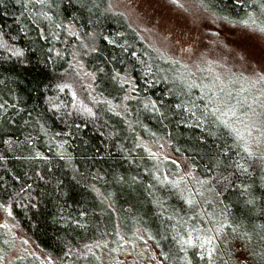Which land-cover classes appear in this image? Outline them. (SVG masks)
Listing matches in <instances>:
<instances>
[{
    "label": "trees",
    "instance_id": "1",
    "mask_svg": "<svg viewBox=\"0 0 264 264\" xmlns=\"http://www.w3.org/2000/svg\"><path fill=\"white\" fill-rule=\"evenodd\" d=\"M196 1L210 16L229 25L243 27L239 21L246 19L249 13L256 14L258 24L264 20L259 9V4L264 0H243V3L237 0ZM26 2L0 0V33L4 34V40L9 45L23 49L26 54L22 63L14 57L8 58V53L0 49V105H4L0 108V204L11 206L13 215L7 216L2 208L0 211L44 255L47 264L49 260L51 264H120L119 253L124 251L127 242L138 231L149 238L163 264H184L182 259L177 258L184 254L178 252L179 246L171 238L174 233L170 227L162 225V218L156 215L157 209L150 202L152 197L143 191L144 185L155 183L150 176L144 175L145 169L155 171L158 166V175L166 174L173 179L178 178V167L168 159L150 158L147 151L135 148V144L164 141L173 156L185 159L200 175L207 163V154L215 150L212 140L200 145L197 142L200 130L186 128L179 122V116L171 121L165 120V128L151 114L142 110V104L135 101L129 102V108L133 109L127 117L131 129L121 118L110 113H105L99 122L92 121L86 114L67 116L65 113L73 111L71 91H60L59 87L68 83L72 90L77 91L78 98L84 99L86 94L82 86L86 84L83 75H76L78 67H70L76 65L77 60L83 64L86 72L94 71L97 66L106 69L114 66L132 71V64L135 63L136 70L132 71V75L140 85L141 97L164 96L167 88L171 87L161 81L147 88L142 77L144 65L136 63L122 49L108 45L100 38L101 32L110 38L123 33V37H118V43L124 44L126 41L129 52L136 51L142 60L152 65L153 71L162 69L160 75L170 78L178 75L177 66L156 55L126 19L109 7L108 0H94L98 7L90 3L91 11L82 8L80 0H55L52 9H46L52 21L39 19L37 23L30 19L35 17V10L31 5L25 8ZM56 24L62 27L57 29ZM37 25L45 30L46 35L55 31L60 39L51 36L48 41L39 39ZM63 26L76 30L85 42H88L85 33H97L96 44L102 55L78 56L74 60L72 53L79 49L80 41L69 37ZM4 40H0V44ZM48 48H52L51 54ZM57 51L60 56L55 54ZM104 57L117 59L108 65ZM120 60L124 63H119ZM102 86L109 90L115 88L108 81H104ZM197 94L194 90V95ZM164 98L175 99L170 96ZM114 102L119 103V100ZM85 103L91 106L87 100ZM137 108L141 109L139 114L135 111ZM73 121L80 124L79 130L72 129L77 132L75 138L64 135ZM104 121H107V126L103 125ZM113 127L119 132L117 144L125 147L123 153L105 139ZM153 132L156 133L155 137L151 135ZM57 133L60 135L57 136ZM137 136L140 141L136 140ZM65 139L68 144H64ZM5 140L10 143H4ZM128 149H134L131 156ZM108 151L112 152L111 156L107 155ZM37 152L44 159L36 158ZM97 173L104 179H92ZM119 175H138L142 185H121L116 182ZM254 179L259 185V179ZM93 186L105 196H111L101 203ZM260 191L257 187V195ZM206 195L213 198L212 193ZM226 196L230 219L241 225L238 235L230 234L227 238L241 242L247 239L256 243L257 252L254 253L252 248L253 255L258 254L261 260H256L257 263L264 264V241L257 235L258 226L264 223V215L249 212L244 204L245 197L240 196L238 191ZM169 203L177 207L180 205L175 197ZM253 226H257L256 231H253ZM245 232L249 235L246 236ZM163 236H167V239H163ZM226 239L223 242L227 245ZM97 243L100 247H95ZM105 244L107 247H104ZM0 245L3 246L1 236ZM85 245H93L91 252ZM218 246L220 251L215 253L214 264H232L231 252L221 244ZM162 253L171 254L172 258L165 260ZM191 253L189 249V255ZM12 264H42V261L35 257L16 259ZM194 264L197 261L194 260Z\"/></svg>",
    "mask_w": 264,
    "mask_h": 264
},
{
    "label": "snow or ice",
    "instance_id": "2",
    "mask_svg": "<svg viewBox=\"0 0 264 264\" xmlns=\"http://www.w3.org/2000/svg\"><path fill=\"white\" fill-rule=\"evenodd\" d=\"M55 0H27L24 4L25 8L31 5L35 10V17H30L33 23L37 20L44 19L52 21L49 11L53 7ZM176 0H173L175 3ZM243 3V0H237ZM98 7L94 0H80V6L91 11L89 4ZM182 7V5H179ZM110 7V6H109ZM261 15H264V3L259 4ZM227 19V18H225ZM258 17L255 13L247 14V18L239 21V23L247 29L258 31L264 34V20L257 23ZM39 39L48 41L49 36L59 40L60 36L52 31L49 35L45 34V30L37 25ZM61 24H56L55 28H61ZM64 31L69 37H75L80 41L77 51L72 53L74 60L77 57L91 56L93 54H101V49L96 44L97 33L88 32L85 36L88 42L81 40L76 30L69 26H63ZM27 35V33H24ZM123 33H117V37L110 38L109 35L99 34L100 38L112 45L114 48H120L123 52L129 53L130 57L139 64L144 65L142 77L147 88H152L155 84L163 81L170 84L164 96L153 98L152 96L141 97L137 82V78L133 77L132 71H135V63L132 64V71L128 69H118L110 67L106 69L104 66H97L94 71H84V66L77 60L76 65L70 67H78L80 70L76 72L77 76L86 77L90 82L86 86H82V91L86 94L84 99L78 98V93L72 90V86L68 83L60 85V91H71V103L73 111L65 113L67 116L84 115L99 122L105 113H110L115 117L121 118L128 124L129 129L132 128L131 122L127 117L133 111L129 108V102L135 101L142 104V110L151 114L152 117L167 128L164 124L165 120L171 121L173 117L179 116L186 128H196L200 130L201 135L197 137L200 145L207 144L211 139L215 150L207 154V163L204 171L196 174V170L191 164H186L185 172L178 178L169 179L168 175L157 173L160 172L158 166L155 171L145 169L144 175L150 176L155 183H148L143 186V191L152 197L151 203L157 209L156 215L162 218V225L170 227L172 232V240L179 246L178 252L183 253L182 259L184 264H194V260L204 262V264H214L215 253L220 251L219 244L227 238V235H238L241 225H237L234 219H230L228 211L229 205L225 203L226 194L230 192H239L240 196L245 197L244 204L248 206L249 212H256L257 215H264V58L261 59L259 66L252 68L249 66L250 75L241 74L237 77L233 73L224 74L217 73L211 67L202 68L195 66V70L185 64L184 71L174 77L160 75L163 71L158 69L153 71L152 65L138 56L136 51L129 52L127 42L118 43V37H123ZM15 39V37H12ZM0 40H4V34L0 33ZM0 49L8 53V58H16L20 62H24L25 51L9 45L6 40L0 44ZM48 53H52V48L47 49ZM60 56V52L55 53ZM116 57L109 59L104 57V62L112 65L116 61ZM243 60L244 57H241ZM119 63H124L120 60ZM171 64H180L179 60L169 61ZM207 75H203V73ZM197 73L201 75L198 76ZM104 81H108L115 85V88L109 90L103 87ZM194 90L198 92L194 95ZM123 95H119V93ZM93 93H96L95 95ZM115 93V94H114ZM174 97V100H166L164 97ZM108 97H112L109 99ZM88 103H85V101ZM119 100V103L114 101ZM4 105H0L3 108ZM95 109V110H94ZM139 114L140 108L135 109ZM65 123H67L65 121ZM107 126V121L103 122ZM43 127V126H41ZM79 130L80 124L73 121L68 125V130L64 132L67 137L75 138L77 132L72 129ZM148 131L147 128L144 129ZM57 136L60 133L56 134ZM153 137L156 133H151ZM105 139L111 142V146L117 151L123 153L125 147L123 144H117L119 140V132L114 127ZM140 141V137H136ZM4 143H10L5 140ZM64 144H68V140H64ZM63 147V145H61ZM135 148H142L149 152L152 159H158L157 154L152 152L145 146L143 142H137ZM134 149H128L129 156L132 155ZM36 158L44 159L41 153L37 152ZM107 155L111 156L112 152L108 151ZM95 158V157H93ZM103 159V157H99ZM63 159V156H61ZM127 159V157H125ZM133 160L136 157H132ZM131 163V161H129ZM176 164V161H172ZM179 167V165H177ZM203 177V178H202ZM257 177L260 181L257 185ZM94 180H103L104 177L98 173L92 176ZM116 182L129 187L142 185V180L138 179V175L130 177L119 175ZM261 189L257 195L256 188ZM94 188V186H93ZM98 198L101 203L108 199L111 194L105 196L98 189ZM206 193H212L213 198L208 199ZM177 198L180 202L179 207L170 204L169 201ZM215 203L216 207H213ZM35 205H33L34 207ZM0 208L4 210L7 216L13 215L11 206L0 204ZM171 208V211H169ZM209 209H212L209 211ZM258 210V211H257ZM183 213V215H181ZM7 228L8 226L2 225ZM257 226H253L256 231ZM257 235L264 241V223L258 226ZM249 235L247 232L244 233ZM117 235H120L117 232ZM167 239V236H163ZM123 240L124 237L121 236ZM26 243V241H25ZM93 245H85V248L91 252ZM95 247H100L97 243ZM104 247H107L105 244ZM189 249L192 250L189 255ZM95 255V253H92ZM67 255V253H65ZM165 260L172 258L171 254H164ZM100 259V257H96ZM0 264H4V258L0 256ZM51 264V260H49Z\"/></svg>",
    "mask_w": 264,
    "mask_h": 264
},
{
    "label": "rangeland",
    "instance_id": "3",
    "mask_svg": "<svg viewBox=\"0 0 264 264\" xmlns=\"http://www.w3.org/2000/svg\"><path fill=\"white\" fill-rule=\"evenodd\" d=\"M108 2L110 8L126 19L156 55L166 61L179 60L180 64H175L179 73L184 71L183 65L187 64L193 71L195 66L199 65L202 68L211 67L217 73H233L237 77L241 74L248 76L249 66L258 67L264 58L263 34L215 19L203 10L196 0H176L175 3L173 0H108ZM88 82L89 80L84 77V83L88 85ZM144 144L157 154L158 159L176 161L175 165H179L178 177L184 174L186 160L173 156L166 142ZM207 197L209 200L212 199L210 196ZM213 205L215 208V203ZM5 224L7 228L2 227ZM0 236L3 238L0 256L4 258V264H12L16 259L35 257L39 258L42 264H47L44 255L1 211ZM226 240L227 245L225 242L221 245L231 252L232 264H258L256 260H261L258 254L253 255L252 248L254 253L257 252V245L253 241L245 239L241 242L228 238ZM118 261L120 264H163L149 238L140 231L127 242L124 251L119 253Z\"/></svg>",
    "mask_w": 264,
    "mask_h": 264
}]
</instances>
